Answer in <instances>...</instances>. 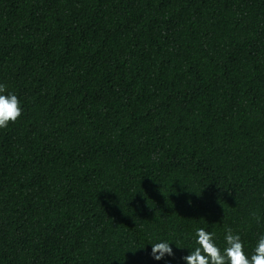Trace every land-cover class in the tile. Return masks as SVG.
I'll list each match as a JSON object with an SVG mask.
<instances>
[{
    "label": "trees",
    "instance_id": "16d2710c",
    "mask_svg": "<svg viewBox=\"0 0 264 264\" xmlns=\"http://www.w3.org/2000/svg\"><path fill=\"white\" fill-rule=\"evenodd\" d=\"M0 83V264L264 234V0H0Z\"/></svg>",
    "mask_w": 264,
    "mask_h": 264
},
{
    "label": "clouds",
    "instance_id": "9594fccd",
    "mask_svg": "<svg viewBox=\"0 0 264 264\" xmlns=\"http://www.w3.org/2000/svg\"><path fill=\"white\" fill-rule=\"evenodd\" d=\"M20 100L16 94L7 92L0 83V128H7L22 115ZM224 247L218 246L214 234L200 227L195 229L196 247L182 257L186 264H264V234H261L251 252L246 254L240 236L231 228L225 229ZM151 255L160 260L165 254L174 255L169 242L151 243ZM178 247V246H177Z\"/></svg>",
    "mask_w": 264,
    "mask_h": 264
}]
</instances>
